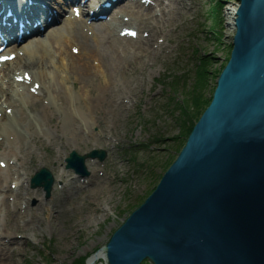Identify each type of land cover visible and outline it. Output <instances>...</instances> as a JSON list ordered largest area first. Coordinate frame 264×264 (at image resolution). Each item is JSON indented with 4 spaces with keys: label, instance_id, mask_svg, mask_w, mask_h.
<instances>
[{
    "label": "rangeland",
    "instance_id": "1",
    "mask_svg": "<svg viewBox=\"0 0 264 264\" xmlns=\"http://www.w3.org/2000/svg\"><path fill=\"white\" fill-rule=\"evenodd\" d=\"M217 1L221 5L219 9ZM184 2L190 11L167 27L170 30L168 36L159 38L166 54L144 67L142 80L139 79L141 84L135 93L127 94L128 89L123 90L122 94L130 96L132 102L121 113L99 106L95 107L98 112L85 109L83 115V110L76 108L77 92L71 87V80L66 82L69 89L56 82L54 85L45 82L43 91L46 97L40 103L50 106L59 130L57 134L47 132L44 138L48 141L51 138L49 147H37L26 164V174L23 175L26 176L24 186L29 191L26 204L32 209L35 221L34 227L27 231L16 264H77L82 258L84 264L87 256L98 251L144 200L176 157L186 140L184 127L189 118L180 111L179 105L186 96H191L189 91L195 84L196 75L199 76L197 68L201 63L203 67L206 63L208 71L202 95H212L217 76L229 58L235 32L230 30L229 34L224 6L238 3V0ZM84 21L88 22L87 18ZM63 25L64 21H61L54 26L55 32L50 28L39 37L46 38L51 31L56 35V28ZM34 69H29L32 80L31 71L37 73ZM137 70L138 75L140 70ZM86 80L98 90L99 86L94 84L96 80L89 77ZM82 81L85 80L80 78L76 84H82ZM52 86L61 93L63 106L52 103L53 99L47 93L48 87ZM26 112L31 117L36 116L32 109L26 108ZM92 149H102L106 156L102 160L97 157L85 159L88 175L80 176L65 167L64 159L71 150L84 154ZM43 166L54 176L49 196L41 187L30 186L31 176ZM87 178L94 182L87 183ZM101 180L105 183L103 192L108 191L110 196L104 200L89 199V192L96 189L93 185ZM15 182L13 180L11 185ZM98 200L100 206L96 216L89 219L88 210ZM49 209L52 212L47 211ZM140 264L151 263L142 261Z\"/></svg>",
    "mask_w": 264,
    "mask_h": 264
},
{
    "label": "water",
    "instance_id": "2",
    "mask_svg": "<svg viewBox=\"0 0 264 264\" xmlns=\"http://www.w3.org/2000/svg\"><path fill=\"white\" fill-rule=\"evenodd\" d=\"M211 99L152 191L100 246L103 264H264V0H238ZM93 149L66 167L87 175ZM42 167L31 186L49 196Z\"/></svg>",
    "mask_w": 264,
    "mask_h": 264
},
{
    "label": "bare ground",
    "instance_id": "3",
    "mask_svg": "<svg viewBox=\"0 0 264 264\" xmlns=\"http://www.w3.org/2000/svg\"><path fill=\"white\" fill-rule=\"evenodd\" d=\"M37 1L26 6L28 23L35 20ZM82 1L71 0V4H65L44 0L51 11L52 8L56 11L55 16L50 15L51 24H45V28L54 31V26L64 21L62 27L56 28L58 34L52 35L51 31L46 38H40L41 32L33 28L34 32L23 34L19 42L10 43L0 55V264L17 263L16 256L22 252L27 231L34 227L35 216L26 204L29 193L24 186L26 176L23 177L26 164L37 147H49L51 138L49 141L44 138L47 132L57 134L59 130L50 106L40 103L46 97L45 82L53 85L56 82L69 89L66 82L71 80V87L77 92L76 108L83 110V115L85 109L98 112L95 107L99 106L121 113L132 102L130 96L122 94L123 90L127 88V94L135 93L144 67L166 54L159 38L168 36L167 27L191 9L184 0H119L109 10L106 20L85 23L82 16L98 6L100 0ZM237 7V3L224 6L225 23L232 32ZM30 68L37 72L31 71L34 80L27 79L25 74ZM86 77L97 81L94 84L99 86L98 90L87 84ZM80 78L85 81L77 85ZM47 91L52 103L64 105L58 90L52 86ZM26 108L34 110L36 116H29ZM74 119L72 116L76 124ZM13 180L15 185H11ZM88 182L94 181L87 178ZM104 184L101 180L93 185L96 189L89 192L88 198H108V191L103 192ZM98 206L100 200L89 208V219L95 218ZM102 255L99 249L88 255L84 264H103Z\"/></svg>",
    "mask_w": 264,
    "mask_h": 264
},
{
    "label": "trees",
    "instance_id": "4",
    "mask_svg": "<svg viewBox=\"0 0 264 264\" xmlns=\"http://www.w3.org/2000/svg\"><path fill=\"white\" fill-rule=\"evenodd\" d=\"M216 4H217V8L219 9V7L221 6L219 1H217ZM214 9H213L212 13L215 15L216 10H214ZM214 11H215V13H214ZM219 21L220 20H218L217 23H219ZM204 64H205L204 67L202 66L203 64L201 63L197 68V70L199 72V76L196 75L195 84L193 85V87L189 91V93H190L189 96L190 95L191 96L190 97L186 96L185 99L182 100V104L179 105L180 111L189 117V118H187L188 123L185 124V127H184V134L186 137H187L188 133L190 132L194 123L199 118L201 112L204 110V108L206 107V105L209 103V101L211 99V96L205 97L202 95V92H203L202 87L205 86V82H206L204 77L206 76V73L208 72L207 69L205 68L206 63H204ZM203 89H204V87H203ZM187 97H188L189 101H188ZM184 141H183V143H184ZM152 189H151V191H152ZM82 260H83V258L78 260L77 264H83ZM75 262H77V260ZM96 264H101V263H96Z\"/></svg>",
    "mask_w": 264,
    "mask_h": 264
}]
</instances>
